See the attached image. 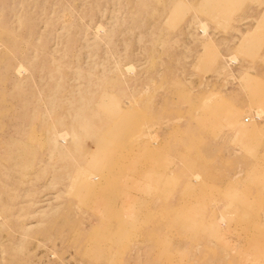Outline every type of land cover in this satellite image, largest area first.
I'll list each match as a JSON object with an SVG mask.
<instances>
[{
	"label": "rangeland",
	"instance_id": "1",
	"mask_svg": "<svg viewBox=\"0 0 264 264\" xmlns=\"http://www.w3.org/2000/svg\"><path fill=\"white\" fill-rule=\"evenodd\" d=\"M0 264H264V0H0Z\"/></svg>",
	"mask_w": 264,
	"mask_h": 264
},
{
	"label": "bare ground",
	"instance_id": "2",
	"mask_svg": "<svg viewBox=\"0 0 264 264\" xmlns=\"http://www.w3.org/2000/svg\"><path fill=\"white\" fill-rule=\"evenodd\" d=\"M201 30L204 31V30H205L204 27H202ZM230 58H231V57H230ZM233 58H234V57H233ZM260 112H261V110H260V109H257V110L255 111V114H254V115H255L256 117H259ZM246 120H247V119H246ZM61 136H62V135H61ZM61 136H60V137H61ZM153 139H154V138H153ZM151 142H152V141H151ZM153 142H154V141H153ZM87 177L89 178L90 181H94V180H95V175H93V174H89L88 176L85 177V179H86Z\"/></svg>",
	"mask_w": 264,
	"mask_h": 264
}]
</instances>
